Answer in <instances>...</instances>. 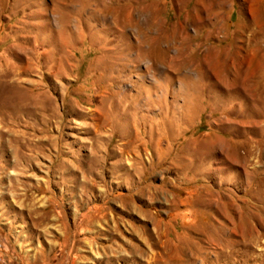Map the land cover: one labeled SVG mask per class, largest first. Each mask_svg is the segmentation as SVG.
<instances>
[{"label": "rangeland", "instance_id": "374dc122", "mask_svg": "<svg viewBox=\"0 0 264 264\" xmlns=\"http://www.w3.org/2000/svg\"><path fill=\"white\" fill-rule=\"evenodd\" d=\"M0 264H264V0H0Z\"/></svg>", "mask_w": 264, "mask_h": 264}]
</instances>
